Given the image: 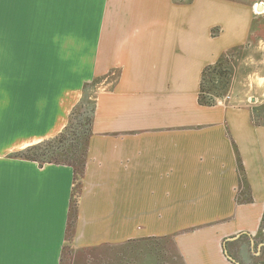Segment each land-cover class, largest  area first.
Here are the masks:
<instances>
[{"label":"crops","instance_id":"1","mask_svg":"<svg viewBox=\"0 0 264 264\" xmlns=\"http://www.w3.org/2000/svg\"><path fill=\"white\" fill-rule=\"evenodd\" d=\"M2 11L5 264H61L73 171L12 155L58 135L91 88L92 134L66 251L123 254L151 241L169 251L164 264H264V88L198 103L206 66L232 52L264 64V0ZM251 75L264 81V71Z\"/></svg>","mask_w":264,"mask_h":264},{"label":"trees","instance_id":"2","mask_svg":"<svg viewBox=\"0 0 264 264\" xmlns=\"http://www.w3.org/2000/svg\"><path fill=\"white\" fill-rule=\"evenodd\" d=\"M226 56L216 63L206 66L201 73L199 84L198 103L201 106H214L223 98L225 88ZM89 85H85V90ZM94 103L86 99L71 110L67 125L55 137L27 147L12 155L15 159L44 165L66 166L73 171L69 218L65 237L64 254L73 238L74 223L81 195L82 180L85 172L87 146L92 134Z\"/></svg>","mask_w":264,"mask_h":264},{"label":"rangeland","instance_id":"3","mask_svg":"<svg viewBox=\"0 0 264 264\" xmlns=\"http://www.w3.org/2000/svg\"><path fill=\"white\" fill-rule=\"evenodd\" d=\"M177 2H188L190 0H175ZM240 3L253 4L261 0H231ZM242 57L232 53L226 56L225 66V88L223 89V95L240 94L242 96H250L253 94L254 89L261 85V89L264 87V81L254 80L251 75L254 71H264V64H253L248 61L247 56ZM262 60V56L258 57L256 61ZM262 75V74H261ZM260 75V76H261ZM91 86V85H90ZM103 87V86H102ZM98 88V87H97ZM90 92H86V95L82 99H86L89 102H93L95 89H90ZM153 242H133L129 244V252H105L100 255L93 256L87 254H80L66 251L62 264H164L168 263L167 254L163 252H169L167 248L163 247V243H159L160 248H156ZM154 245V246H153ZM163 247V248H162Z\"/></svg>","mask_w":264,"mask_h":264},{"label":"snow or ice","instance_id":"4","mask_svg":"<svg viewBox=\"0 0 264 264\" xmlns=\"http://www.w3.org/2000/svg\"><path fill=\"white\" fill-rule=\"evenodd\" d=\"M78 0H0V37H2L5 28V19L3 15V5L5 3L13 4L21 14L26 13L30 8L37 4H56V3H73ZM2 64H0V71H2ZM4 253V186L3 179L0 176V264H5L3 259Z\"/></svg>","mask_w":264,"mask_h":264},{"label":"water","instance_id":"5","mask_svg":"<svg viewBox=\"0 0 264 264\" xmlns=\"http://www.w3.org/2000/svg\"><path fill=\"white\" fill-rule=\"evenodd\" d=\"M261 8H262V6H261V5H258V6H257V10H258V11H260V10H261Z\"/></svg>","mask_w":264,"mask_h":264},{"label":"built area","instance_id":"6","mask_svg":"<svg viewBox=\"0 0 264 264\" xmlns=\"http://www.w3.org/2000/svg\"><path fill=\"white\" fill-rule=\"evenodd\" d=\"M226 98H228V97H226Z\"/></svg>","mask_w":264,"mask_h":264}]
</instances>
